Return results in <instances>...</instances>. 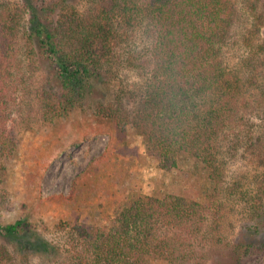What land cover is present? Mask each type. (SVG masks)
Listing matches in <instances>:
<instances>
[{
  "label": "trees",
  "instance_id": "trees-1",
  "mask_svg": "<svg viewBox=\"0 0 264 264\" xmlns=\"http://www.w3.org/2000/svg\"><path fill=\"white\" fill-rule=\"evenodd\" d=\"M58 1L65 0H0V172L17 152L14 120L34 111V117L50 121L84 107L103 67L114 63L117 45L122 43L129 63L137 60L131 50L137 31L151 62L143 90L130 113L104 104L94 114L118 132L129 125L141 134L145 152L163 171L187 164V174L217 190L222 147L232 136L239 139L252 101L247 91L250 59L231 63L227 53L247 8L256 10L258 4L91 0L81 13ZM61 7L63 15L58 14ZM29 70L49 76L34 92ZM51 80L54 86L47 85ZM209 198L212 206L214 195ZM206 205L175 193L131 192L104 224L60 221L54 226L59 242L42 241L38 249L63 256L68 264H149L154 257L175 264L183 252L177 244L179 232L201 221ZM212 210L215 216L218 208ZM0 230L12 240L34 227L20 218ZM15 258L1 243L0 264H26L28 256Z\"/></svg>",
  "mask_w": 264,
  "mask_h": 264
},
{
  "label": "rangeland",
  "instance_id": "rangeland-1",
  "mask_svg": "<svg viewBox=\"0 0 264 264\" xmlns=\"http://www.w3.org/2000/svg\"><path fill=\"white\" fill-rule=\"evenodd\" d=\"M250 3L258 7L247 8L227 56L236 64L245 56L250 59L247 91L252 101L239 139L232 136L222 147L217 190L203 178L187 174V164L163 171L145 152L141 134L129 125L118 132L94 114L104 104L130 113L143 90L151 62L135 31L131 50L137 60L129 63L122 43L117 45L114 63L103 67L84 107H73L66 116L50 121L34 117V111H26L31 117L14 120L19 144L0 172V226L27 218L34 227L12 240L0 230V244L5 243L15 259L27 253L26 264H68L63 256L38 249L42 241L59 242L54 226L60 221L102 225L125 195L137 192L175 193L207 204L200 224L179 232L177 244L183 252L175 264H264V96L259 95L264 90V0ZM66 4V9L83 13L91 0L59 3ZM62 7L59 15L66 13ZM48 78L34 70L32 92ZM213 206L218 208L215 216L210 214ZM149 264L168 263L154 257Z\"/></svg>",
  "mask_w": 264,
  "mask_h": 264
}]
</instances>
